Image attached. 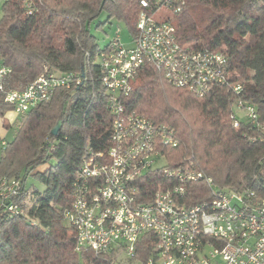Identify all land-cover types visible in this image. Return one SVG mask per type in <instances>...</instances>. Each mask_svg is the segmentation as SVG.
Instances as JSON below:
<instances>
[{
    "label": "trees",
    "instance_id": "trees-1",
    "mask_svg": "<svg viewBox=\"0 0 264 264\" xmlns=\"http://www.w3.org/2000/svg\"><path fill=\"white\" fill-rule=\"evenodd\" d=\"M142 1L152 3V12L156 9L155 0H34V14L28 16L23 0H0V58L12 69L0 80L4 90L24 89L45 68L82 78L80 85L58 88L20 115L12 138L1 146L0 178L16 179L18 185L9 200L0 199V264H115V251L77 252L75 232L65 225L63 213L72 202L83 159L111 145L107 91L96 61L103 49L89 26L105 12L108 20L123 21L135 33ZM178 15L179 42L222 52L230 80L240 83L243 92L215 85L199 96L144 65L125 103L174 130L178 145L162 150L167 167L192 164L219 190L263 193L264 130L244 122L235 127L232 116L242 99L256 107L264 125V0H187ZM8 111L13 108L0 89L2 121ZM30 177L45 188L28 184ZM210 197L206 183L197 182L188 203ZM11 204L21 211L9 212ZM154 241L151 234L143 236L133 259L144 264Z\"/></svg>",
    "mask_w": 264,
    "mask_h": 264
},
{
    "label": "built area",
    "instance_id": "built-area-1",
    "mask_svg": "<svg viewBox=\"0 0 264 264\" xmlns=\"http://www.w3.org/2000/svg\"><path fill=\"white\" fill-rule=\"evenodd\" d=\"M9 1V0H4ZM28 16L34 0H23ZM187 0L142 1L134 37L124 45L117 37L97 56L111 116V145L90 153L72 184V202L63 217L76 235V251H120L134 258L141 238L155 241L144 264H264V192L219 190L211 177L192 164L167 167L162 150L178 145L173 129L155 123L125 100L144 65L160 71L175 87L199 96L215 85L240 95L243 86L230 80L227 57L218 51L184 46L177 26ZM12 72L0 58V80ZM82 83L75 73L56 74L47 68L24 89L4 90V100L22 115L49 99L61 87ZM234 126L244 122L264 130L256 107L242 99L235 104ZM237 110L245 113L237 116ZM264 141V136L261 137ZM2 141L1 145L5 146ZM160 159L164 166H157ZM204 182L211 197L189 204L193 186ZM16 179L0 178V199L16 193ZM8 211L21 210L14 204Z\"/></svg>",
    "mask_w": 264,
    "mask_h": 264
},
{
    "label": "rangeland",
    "instance_id": "rangeland-1",
    "mask_svg": "<svg viewBox=\"0 0 264 264\" xmlns=\"http://www.w3.org/2000/svg\"><path fill=\"white\" fill-rule=\"evenodd\" d=\"M2 17V8H0V19ZM161 18L169 17L176 25L179 15L175 16H159ZM89 30L91 34L96 38V43L100 49H104L110 42H112L115 38H119L121 43L124 45H130L132 39L134 37V33L131 31V28L123 21H119L117 19L108 20L107 13L103 12L96 20H94L90 26ZM237 116L241 119L244 118L245 113L241 110H237ZM6 121L10 123V128L8 129L5 125L6 121H2L0 118V137L1 141H5L7 143L8 139H11L14 131L18 127L17 117L13 114V111H8L5 115ZM6 145V144H5ZM2 146V145H1ZM157 166H164L165 160H158ZM44 167H41L42 170ZM28 184H34L38 189L43 190L45 186L36 180L34 177L28 178ZM32 202H28L31 205ZM65 225L69 226L68 222L64 220ZM113 260L115 264H141V262L134 260L133 258L127 256L124 252L115 251L113 255Z\"/></svg>",
    "mask_w": 264,
    "mask_h": 264
},
{
    "label": "water",
    "instance_id": "water-1",
    "mask_svg": "<svg viewBox=\"0 0 264 264\" xmlns=\"http://www.w3.org/2000/svg\"><path fill=\"white\" fill-rule=\"evenodd\" d=\"M61 127V122H58V124L53 128L52 134L56 135Z\"/></svg>",
    "mask_w": 264,
    "mask_h": 264
},
{
    "label": "crops",
    "instance_id": "crops-1",
    "mask_svg": "<svg viewBox=\"0 0 264 264\" xmlns=\"http://www.w3.org/2000/svg\"><path fill=\"white\" fill-rule=\"evenodd\" d=\"M13 114L18 118L19 115H17L14 111H13ZM2 142V141H1ZM1 142H0V151H1Z\"/></svg>",
    "mask_w": 264,
    "mask_h": 264
}]
</instances>
